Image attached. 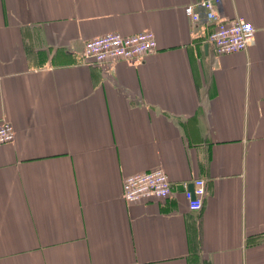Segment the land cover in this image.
I'll use <instances>...</instances> for the list:
<instances>
[{"label": "crops", "instance_id": "0c3cea01", "mask_svg": "<svg viewBox=\"0 0 264 264\" xmlns=\"http://www.w3.org/2000/svg\"><path fill=\"white\" fill-rule=\"evenodd\" d=\"M200 1L0 0V264H264V0H221L256 30L227 55L184 14ZM145 31L140 64L83 59ZM158 168L170 197L125 203V178Z\"/></svg>", "mask_w": 264, "mask_h": 264}, {"label": "built area", "instance_id": "2783aa9c", "mask_svg": "<svg viewBox=\"0 0 264 264\" xmlns=\"http://www.w3.org/2000/svg\"><path fill=\"white\" fill-rule=\"evenodd\" d=\"M221 0H203L184 7V14L192 23L204 20L213 25L207 37L217 55L235 54L245 51L254 42L256 32L252 24L236 19L226 22L219 14ZM157 44L152 32L145 31L132 36L109 33L94 38L84 44L83 59L97 65L114 64L124 61L140 64L146 57L155 54ZM15 140V130L8 123L0 125V146ZM193 193L185 191L187 207L192 212L201 209L206 195V183L203 179L193 181ZM171 184L161 168L125 178L122 199L131 204L142 199L166 200L171 195Z\"/></svg>", "mask_w": 264, "mask_h": 264}, {"label": "water", "instance_id": "95a60500", "mask_svg": "<svg viewBox=\"0 0 264 264\" xmlns=\"http://www.w3.org/2000/svg\"><path fill=\"white\" fill-rule=\"evenodd\" d=\"M193 190H194V186H193V184H192V187L190 186V189H189V187H187V188L185 189V191H190L191 193H193Z\"/></svg>", "mask_w": 264, "mask_h": 264}]
</instances>
